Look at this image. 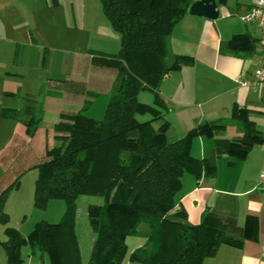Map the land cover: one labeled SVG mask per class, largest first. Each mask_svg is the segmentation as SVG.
<instances>
[{
  "label": "trees",
  "instance_id": "16d2710c",
  "mask_svg": "<svg viewBox=\"0 0 264 264\" xmlns=\"http://www.w3.org/2000/svg\"><path fill=\"white\" fill-rule=\"evenodd\" d=\"M101 11L120 38L118 52L108 59L118 71L119 83L111 94L102 119L84 114L60 115L54 126L56 144L47 148L36 165L34 203H65L57 224L38 222L24 237L4 229L0 248L6 264H22L21 249L45 255L49 264H83L75 232L76 200L100 197L101 205H87L88 225L94 240L86 264H203L222 245L239 247L241 240L228 233V222L206 210L197 225L187 221L183 208H175L181 179L189 174L213 180L211 159L198 160L190 148L197 137L214 139L215 154L246 157L252 146L264 142L246 110L233 108L230 120L203 122L183 137L169 140L167 107L158 94L167 75L192 64L190 56H175L167 65L166 46L175 26L194 0H99ZM149 92L151 105L138 101ZM27 135H33L41 118L27 110ZM149 116L146 121L139 117ZM156 123H159L156 127ZM229 124L244 131L239 139L216 138ZM0 194V224L6 194ZM142 233V247L128 253L126 239Z\"/></svg>",
  "mask_w": 264,
  "mask_h": 264
},
{
  "label": "crops",
  "instance_id": "0c3cea01",
  "mask_svg": "<svg viewBox=\"0 0 264 264\" xmlns=\"http://www.w3.org/2000/svg\"><path fill=\"white\" fill-rule=\"evenodd\" d=\"M37 1L40 0H0V99H24L25 113L29 110L40 118L41 106L54 108L58 113L57 123L60 115L85 109L97 95L106 94L110 99L119 79L117 69L109 65L108 59L118 51L112 54L98 50L100 56L75 55L70 63L68 59L64 62L63 78H52L49 73L52 57L49 58L48 48H42L39 43L38 27L29 22L33 3ZM225 1L216 20L184 15L167 40L168 66L175 56L193 58L192 64L171 71L158 89L168 109L165 115L170 123L168 138L174 135L173 140L203 122L230 120L234 107L246 110L264 138V86L251 89L240 85L251 79L264 60V27L240 20L249 8L248 0ZM25 17L27 22L23 21ZM29 66L46 72L41 81L46 91L38 99L29 93L24 97L12 88L19 85L22 90L25 80L28 83ZM62 104L69 109H62ZM17 114L16 107L7 106L2 107L0 117L12 118ZM243 135L241 126L229 124L216 138L234 140ZM214 149L213 138L202 136L193 140L191 156L198 160L211 159L216 168L215 177L209 180L202 175L196 179L184 174L175 196V208H183L192 225L199 224L204 212L209 210L228 222V233L241 240L239 247L220 246L203 264H264V190L258 187L259 175L264 171V142H256L243 159L217 156ZM93 240L90 237V243ZM144 241L142 233L127 238L128 253L142 247ZM2 251L0 248V264H6ZM26 256V261L22 256V264H35V254ZM124 264H128L127 260Z\"/></svg>",
  "mask_w": 264,
  "mask_h": 264
},
{
  "label": "rangeland",
  "instance_id": "374dc122",
  "mask_svg": "<svg viewBox=\"0 0 264 264\" xmlns=\"http://www.w3.org/2000/svg\"><path fill=\"white\" fill-rule=\"evenodd\" d=\"M30 14L32 17L29 22L38 27L41 47L48 48L49 58L52 57L49 70L52 78H63L64 62L68 59L70 63L75 55L100 56L98 50L113 54L119 49V35L104 17L99 0H40L33 3V11ZM43 14H47L45 18L42 17ZM23 21L27 22V18ZM165 62L167 64L166 59ZM27 73L28 83L25 80L22 90L19 85H13V90H19L24 97L25 93L32 94L35 99L42 97L46 86L41 87V81L44 80L46 72L29 66ZM93 99L86 105L84 114L100 120L109 98L106 94H100ZM138 101L151 105L153 97L149 92H140ZM26 104V100L17 97L13 100L0 99V112L2 107L7 106L18 109V114L12 118L0 117V194L14 186L17 181L19 183L17 188L7 192L3 204L8 222L6 225L0 224L2 240L5 238L6 227L15 229L20 235L27 237L38 222L57 224L65 212V203L61 200H50L41 207L34 203L36 165L44 160L46 149L56 144L52 128L58 119V113L54 108L41 106V121L36 125L33 135H27L23 130L24 122L30 118L24 111ZM68 107L62 104L61 108L67 110ZM137 118L143 122L148 120L149 116ZM173 138L174 135H171L169 140ZM102 203L100 197L80 196L76 200L75 232L83 264L87 262L92 245L89 239L94 238L88 225L86 207ZM27 254L31 255L29 246L22 248L25 261ZM35 256V264L39 263L38 260L41 264H49L45 255L36 252Z\"/></svg>",
  "mask_w": 264,
  "mask_h": 264
},
{
  "label": "built area",
  "instance_id": "2783aa9c",
  "mask_svg": "<svg viewBox=\"0 0 264 264\" xmlns=\"http://www.w3.org/2000/svg\"><path fill=\"white\" fill-rule=\"evenodd\" d=\"M249 8L240 17V20L245 24H254L258 27H264V0H248ZM242 87L254 89L258 86H264V60L253 71L250 80L240 82ZM258 187L264 190V171L258 178Z\"/></svg>",
  "mask_w": 264,
  "mask_h": 264
},
{
  "label": "water",
  "instance_id": "95a60500",
  "mask_svg": "<svg viewBox=\"0 0 264 264\" xmlns=\"http://www.w3.org/2000/svg\"><path fill=\"white\" fill-rule=\"evenodd\" d=\"M225 0H194L188 9L191 16L216 20L219 16V8L225 6Z\"/></svg>",
  "mask_w": 264,
  "mask_h": 264
}]
</instances>
